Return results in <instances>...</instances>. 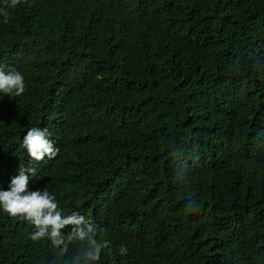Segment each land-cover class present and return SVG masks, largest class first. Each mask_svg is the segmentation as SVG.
Instances as JSON below:
<instances>
[{"label":"trees","instance_id":"obj_1","mask_svg":"<svg viewBox=\"0 0 264 264\" xmlns=\"http://www.w3.org/2000/svg\"><path fill=\"white\" fill-rule=\"evenodd\" d=\"M0 68L26 85L0 93V188L34 168L110 242L96 264H264V0H0ZM34 231L0 208V264H70Z\"/></svg>","mask_w":264,"mask_h":264},{"label":"clouds","instance_id":"obj_2","mask_svg":"<svg viewBox=\"0 0 264 264\" xmlns=\"http://www.w3.org/2000/svg\"><path fill=\"white\" fill-rule=\"evenodd\" d=\"M20 3V0H11V6ZM5 22L7 17L5 14ZM25 80L23 75L11 70L5 72L0 68V93L5 96H20L25 92ZM47 128H29L23 137L22 147L26 149L30 160L43 161L46 157L54 159L58 153L54 143L48 138ZM19 175L11 180L8 190L0 188V208L13 217H22L34 226L31 234L33 241L47 238L51 244L60 250V254L67 253L70 245L78 244V251L70 258V264H96L105 249L110 250L108 240L98 239L102 231L90 220L79 212L62 215L58 209L56 197L46 188L29 190V174L35 175L34 168L20 166ZM192 208V203L188 205ZM68 229V231H64ZM124 246L120 248V254H126Z\"/></svg>","mask_w":264,"mask_h":264}]
</instances>
